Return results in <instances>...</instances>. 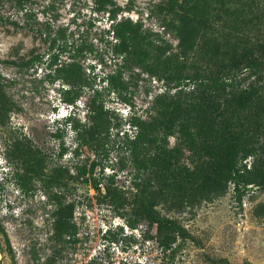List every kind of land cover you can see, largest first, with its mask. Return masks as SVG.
Listing matches in <instances>:
<instances>
[{
  "label": "rangeland",
  "instance_id": "1",
  "mask_svg": "<svg viewBox=\"0 0 264 264\" xmlns=\"http://www.w3.org/2000/svg\"><path fill=\"white\" fill-rule=\"evenodd\" d=\"M161 1L0 0V264H264V189L247 184L238 193L227 182L189 206L158 202L154 215L173 225L166 231L173 251H164L154 224L135 212L136 188L127 168L117 169L125 155L116 148L114 129L93 140L62 124L70 114L84 130L96 104L127 133L129 117L157 115L158 102H166L162 96L175 89L153 72H164V62L178 51L174 30L163 27L169 15ZM110 8L115 20L140 23L145 36L113 86L103 80L119 67L121 55L112 53L106 33ZM46 25L51 34L60 29L51 49L41 33ZM261 28L264 33V24ZM258 74L263 80L258 84L264 83L263 67ZM255 76L241 71L235 87L256 84ZM72 96V103L64 101ZM174 136L166 138L169 147ZM36 149L44 161L28 171ZM183 152L180 163L191 166L189 152ZM14 173L25 178V188L16 185ZM105 186L118 196H105ZM68 223L73 226L65 229ZM112 234L116 240L108 241Z\"/></svg>",
  "mask_w": 264,
  "mask_h": 264
},
{
  "label": "trees",
  "instance_id": "2",
  "mask_svg": "<svg viewBox=\"0 0 264 264\" xmlns=\"http://www.w3.org/2000/svg\"><path fill=\"white\" fill-rule=\"evenodd\" d=\"M160 4L169 15L163 27L174 30L178 51L164 62V72H153L166 83L173 82L175 89L172 95L162 96L166 102H158L157 115L149 119L129 117L126 123L131 133H127L120 131L115 121L110 122L111 115L96 104L89 111V124L83 126L84 130L70 114L63 118L62 124L79 137L81 131H86L93 140L107 138L108 130L114 129L116 148L125 155L117 169L126 167L131 185L136 188L135 212L154 224L163 250L173 251L171 236L166 233L173 229L172 222L153 213L158 202L189 206L204 193L219 190L227 182L238 193L247 184L264 189V83L258 84L263 81L258 73L264 68V33L259 32L264 24L261 6L264 0H162ZM115 11L112 8L107 11L111 22L106 33L112 53L121 55L119 67L104 74L103 80L109 86L114 85L131 49L145 39L140 23L127 17L115 20ZM50 30L46 25L41 33L51 49L60 29L56 28L52 34ZM36 58L34 55L30 60ZM56 58V54L51 55L52 62ZM68 58H73L71 52ZM173 62L178 64L174 67L175 76L170 74ZM22 63L27 64L28 60ZM69 67L70 75L74 74V62ZM241 71L248 76L256 75V84L250 82L237 89L234 82ZM76 80H81V76L76 75ZM74 86L71 83L66 93L72 92ZM170 87L167 84V92ZM73 99L72 96L64 101L70 104ZM168 135H175L172 147L167 145ZM183 149L189 152L191 166L180 163ZM30 153L36 158L33 164H28V171L40 167L39 164L34 167L35 162L44 161L39 150ZM62 153L63 149L58 155ZM28 171L25 170V175ZM114 174L107 175L109 182ZM13 176L20 189L26 187L25 178L18 173ZM92 180L93 188L99 191ZM104 189L105 196H118L116 190L108 186ZM72 226L68 223L65 229ZM107 240L116 238L112 234Z\"/></svg>",
  "mask_w": 264,
  "mask_h": 264
}]
</instances>
